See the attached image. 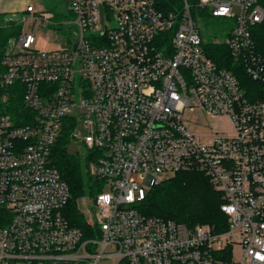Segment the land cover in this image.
I'll return each mask as SVG.
<instances>
[{
    "label": "built area",
    "instance_id": "1",
    "mask_svg": "<svg viewBox=\"0 0 264 264\" xmlns=\"http://www.w3.org/2000/svg\"><path fill=\"white\" fill-rule=\"evenodd\" d=\"M65 5L63 48L35 47V26L56 14L28 4L1 59L0 264H264V96L245 83H264V0H181L166 13L154 0ZM208 15L224 20L210 39L245 76L205 52L196 19ZM11 96L23 103L14 116ZM67 128L101 187L87 228L66 215L71 191L52 164ZM178 171L207 177L228 227L140 212Z\"/></svg>",
    "mask_w": 264,
    "mask_h": 264
},
{
    "label": "trees",
    "instance_id": "2",
    "mask_svg": "<svg viewBox=\"0 0 264 264\" xmlns=\"http://www.w3.org/2000/svg\"><path fill=\"white\" fill-rule=\"evenodd\" d=\"M154 4L157 9L166 13L178 10L181 6V0H154ZM204 13L208 14L209 12L204 10ZM191 14H195V11L191 10ZM3 21L4 15L0 13V71L3 69L1 59L7 47V40L20 31L19 25L15 23L4 25ZM223 21L221 17H209L208 15L205 24L212 26L218 32ZM213 36L219 38L218 33ZM259 39L264 42V28L260 31ZM203 47L215 63L234 70L233 72L237 76L244 75L241 65L233 61L227 44L222 41L206 39ZM245 83L257 90L258 95L264 96L263 82L248 78ZM8 101L10 103L8 111L13 116L23 109L21 97L11 96ZM24 122L18 121L19 124ZM69 138V129H63L51 148L52 164L67 182L69 191H71L66 215L72 224L87 228L88 225L85 224L83 214L77 206V199L84 194L86 189L90 195H93L99 192L101 187L98 186V182L92 183L91 179L83 174L82 156L78 153H71L67 149ZM146 194L139 203L140 212L146 216L172 219L190 227L199 223L214 224L219 230L228 227L226 216L220 210V204L223 202L222 194L214 189L207 177L201 172L178 171L152 185ZM118 264L128 263L121 260Z\"/></svg>",
    "mask_w": 264,
    "mask_h": 264
},
{
    "label": "rangeland",
    "instance_id": "3",
    "mask_svg": "<svg viewBox=\"0 0 264 264\" xmlns=\"http://www.w3.org/2000/svg\"><path fill=\"white\" fill-rule=\"evenodd\" d=\"M1 10L4 9V20L13 21L21 26L20 21L25 19L28 15L22 10V7L27 5V0H1ZM36 11L40 10H50L56 14L52 19V24H43L42 22L38 23L35 26V47H38L39 50H55L63 48L64 44L70 39V34L67 32L69 21L71 18L70 13L66 9L67 0H30ZM3 21V23H5ZM199 28L202 31L203 37L205 39H210L213 35H217V30L212 26L206 25L205 20L196 19ZM34 20L30 19L27 22V29L34 28ZM9 24V23H6ZM219 34V33H218ZM221 36V35H219ZM14 40V35L9 37V42L6 44L7 48H11ZM79 138V137H78ZM67 149L71 153H78L83 155L84 150L82 144L76 140H70L67 146ZM83 174L87 176L86 168L82 167ZM139 184L144 183V178H139L138 175H134ZM147 191V188H145ZM88 189L84 191L77 199V206L80 212L85 218L92 217V211L90 210L91 195Z\"/></svg>",
    "mask_w": 264,
    "mask_h": 264
},
{
    "label": "crops",
    "instance_id": "4",
    "mask_svg": "<svg viewBox=\"0 0 264 264\" xmlns=\"http://www.w3.org/2000/svg\"><path fill=\"white\" fill-rule=\"evenodd\" d=\"M2 2L3 1H1L0 0V13L2 14V15H4V9L3 10H1V4H2ZM27 5L28 4H31V1L30 0H27V3H26ZM25 7H26V5L24 6V7H22V10L25 12ZM25 13H27V12H25ZM28 15V14H27ZM5 21V20H4ZM5 22H8V21H5Z\"/></svg>",
    "mask_w": 264,
    "mask_h": 264
}]
</instances>
